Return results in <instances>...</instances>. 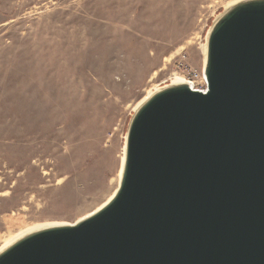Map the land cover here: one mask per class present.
<instances>
[{"label":"rangeland","instance_id":"1","mask_svg":"<svg viewBox=\"0 0 264 264\" xmlns=\"http://www.w3.org/2000/svg\"><path fill=\"white\" fill-rule=\"evenodd\" d=\"M236 0H0V246L73 224L118 184L133 109L174 78L204 89Z\"/></svg>","mask_w":264,"mask_h":264},{"label":"water","instance_id":"2","mask_svg":"<svg viewBox=\"0 0 264 264\" xmlns=\"http://www.w3.org/2000/svg\"><path fill=\"white\" fill-rule=\"evenodd\" d=\"M210 27L206 91L167 85L133 111L108 202L0 264H264V0Z\"/></svg>","mask_w":264,"mask_h":264},{"label":"bare ground","instance_id":"3","mask_svg":"<svg viewBox=\"0 0 264 264\" xmlns=\"http://www.w3.org/2000/svg\"><path fill=\"white\" fill-rule=\"evenodd\" d=\"M241 0H236L235 2H233L231 5H229V6H232L233 4H236L237 2H240ZM202 54H203V57H204V62H205V44H204V46H203V51H202ZM204 62H203V66H204ZM202 79H203V82H204V85H205V80H204V77H203V73H202V77H201ZM178 84H188L193 90H195L193 87H192V85H191V83L190 82H188V81H185V80H183V79H181V78H174V79H172L170 82H169V84L168 85H178ZM165 86H167V85H164V86H161V87H159V88H155V89H153L152 91H150L138 104H137V106H135L134 107V111L138 108V106H140L149 96H151L155 91H157V90H159L160 88H163V87H165ZM121 166H122V164H121ZM121 166H120V170H119V173H118V184H119V180H120V175H121ZM117 184V185H118ZM114 193V192H113ZM113 193L109 196V198L104 202V204L105 203H107L108 202V200L112 197V195H113ZM103 204V205H104ZM103 205H100L99 207H97L94 211H92L91 213H89V214H87V215H85V216H83V217H81V218H79L76 222H78V221H80V220H82V219H84V218H86V217H88V216H90L92 213H94V212H96V211H98L101 207H103ZM74 224V223H73ZM73 224H68V223H50V224H40V225H37V226H33V227H29V228H27V229H25V230H23V231H21V232H19L18 234H16L15 236H13V237H11V238H9L7 241H5V243L2 245V246H0V251L1 250H3V249H5L7 246H9L10 244H12L13 242H15L16 240H18L19 238H21V237H24V235H26V234H29V233H31V232H33V231H35V230H40V229H43V228H46V227H51V226H60V225H73Z\"/></svg>","mask_w":264,"mask_h":264},{"label":"built area","instance_id":"4","mask_svg":"<svg viewBox=\"0 0 264 264\" xmlns=\"http://www.w3.org/2000/svg\"><path fill=\"white\" fill-rule=\"evenodd\" d=\"M196 90V89H195ZM201 92H205L206 91V86L204 85V89L200 90Z\"/></svg>","mask_w":264,"mask_h":264}]
</instances>
